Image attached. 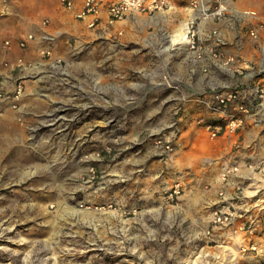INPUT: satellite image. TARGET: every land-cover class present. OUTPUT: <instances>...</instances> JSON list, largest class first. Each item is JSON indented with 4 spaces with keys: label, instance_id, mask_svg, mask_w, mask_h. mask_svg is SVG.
Listing matches in <instances>:
<instances>
[{
    "label": "rangeland",
    "instance_id": "1",
    "mask_svg": "<svg viewBox=\"0 0 264 264\" xmlns=\"http://www.w3.org/2000/svg\"><path fill=\"white\" fill-rule=\"evenodd\" d=\"M227 1L264 14V0ZM176 5L118 36L81 33L62 61L48 48L49 65L12 78L25 85L1 108L0 264H264V110L233 113L229 131L203 107L211 89L188 71L203 61L161 51L188 20ZM244 56L247 89L264 46ZM53 148L76 163L61 180Z\"/></svg>",
    "mask_w": 264,
    "mask_h": 264
},
{
    "label": "crops",
    "instance_id": "2",
    "mask_svg": "<svg viewBox=\"0 0 264 264\" xmlns=\"http://www.w3.org/2000/svg\"><path fill=\"white\" fill-rule=\"evenodd\" d=\"M170 2V7L158 10L153 14L136 13L128 20L113 25L110 29L104 27L103 29L96 30L95 28L88 27V18L83 19L77 16L80 2H77L74 8L69 9L62 4L61 0H0V74L8 79V89H11L13 85L11 80H13L12 78L15 75L26 76L34 70L39 72L42 70L43 66L50 64L48 60L49 58L45 59V56L41 54L43 49L51 48L52 56L50 59H53L54 61H62L63 58L57 54L58 48L62 45H67L68 41L72 38H78L81 33L107 31V34L110 36H118L119 30H121L120 34H123L126 24L144 16H149L150 18L155 16L158 23L161 20L159 17L164 16L165 14L168 15L169 13H176V11L179 10V7L176 5V0H170ZM183 8L187 11L188 20L198 13L196 10H193L187 2ZM242 12V10L236 11L232 7L228 19L226 20L227 22H208L206 26V28H208L205 31V34L208 35L210 28L219 27V30L223 31L224 35L227 37L225 38L224 44H217L215 38H208V36L204 37V31L201 30V28H199V35L204 37V42L208 46H213L215 51L226 55H233L235 57L240 55L244 58L245 51L249 46L255 48L253 40L243 36L244 40H240L241 45H237L234 43V35L236 31L233 35L227 36L226 32L223 30L230 29V32H232L233 27L238 22L237 15L243 16L246 21L245 23L256 21V19L251 16L242 15ZM260 15L264 17V14ZM183 23L184 21L181 22L179 27H181ZM175 33L167 35L168 37H165L164 40L161 41V51L169 49L171 52H174L178 45L185 44L184 46H187L186 40H184L185 43L171 44V36ZM29 34H33L34 38L28 39L27 37ZM21 39H27V46L25 48H21L18 44ZM8 40L10 41L9 45L6 43ZM169 44L170 46L165 48ZM164 45L166 46L164 47ZM21 58L23 59V66L29 63L33 67L25 66L26 68H17L18 60ZM192 58L193 54L191 53V59ZM219 61L220 60L216 61L215 58L209 56L207 61H203V66L206 65L207 70H204V67L201 66L195 68L190 64V68H192L188 71H190L191 75H197V83L191 85L205 86L211 89L209 90V93L203 95L204 97L199 96V98L211 97L214 90H223L227 85H239L240 87H243L242 85L249 84L248 81L250 80L247 79L244 81V79L240 77V74H235L237 67H242L237 61L232 63V68L221 66ZM23 68H25L24 71ZM18 69H20L21 72H19ZM198 78L200 80H198ZM198 100L201 103L200 99ZM4 105H6V103L0 100V128L2 127L1 123L3 122L1 108ZM203 107L206 108L205 106Z\"/></svg>",
    "mask_w": 264,
    "mask_h": 264
},
{
    "label": "built area",
    "instance_id": "3",
    "mask_svg": "<svg viewBox=\"0 0 264 264\" xmlns=\"http://www.w3.org/2000/svg\"><path fill=\"white\" fill-rule=\"evenodd\" d=\"M6 1V0H4ZM62 4L71 9L76 6L77 2H80V8L77 16L79 18H88L87 25L89 28H95L96 30L109 28L116 25L119 22L128 20L136 13L153 14L158 10H163L170 7V0H61ZM188 5L198 12L195 16H192L186 24L185 40L189 54H193V58L197 61H204L207 56L216 58L217 53L219 56L224 55L218 51H215L214 47L207 45L204 42V37L215 38L217 44H224L225 38H227L223 31L219 30V27L210 28L208 35L205 34L207 30L206 26L208 22H227L228 15L230 14V5L227 0H185ZM244 16H251L256 21L245 23V18L241 15H237L238 22L233 27L232 31H236L234 35V43L241 45L240 40L249 38L253 40V44L260 47L264 46V17L257 11L244 10L242 12ZM247 24V25H246ZM199 28L204 31V37L199 35ZM226 35H233L230 29H223ZM222 32V33H221ZM121 30L118 31V34ZM28 39H33L34 35L29 34ZM228 40V39H227ZM9 45L10 41H6ZM21 48L27 46V39H21L18 42ZM43 53L50 54L51 51L48 48L42 50ZM220 58V57H219ZM224 61L220 58L221 66L229 68L236 61V57L233 55H224ZM23 59L18 60V65L22 64ZM218 64V63H217ZM207 70V66L200 65ZM239 70V69H237ZM8 79L0 74V100H11V98L18 99L23 92L24 82L17 79L13 82L11 89H8ZM239 85L230 86L227 85L223 90H214L213 94L209 98H201V102L205 104L206 108L212 112L224 113L228 116L229 121L225 125L226 129L233 131L240 125L238 118L233 113L260 111L264 110V64L260 66L256 75L254 76L253 86L249 88H238ZM11 100V106L16 107V100ZM215 134V132H214Z\"/></svg>",
    "mask_w": 264,
    "mask_h": 264
},
{
    "label": "bare ground",
    "instance_id": "4",
    "mask_svg": "<svg viewBox=\"0 0 264 264\" xmlns=\"http://www.w3.org/2000/svg\"><path fill=\"white\" fill-rule=\"evenodd\" d=\"M186 24L187 22L185 21L181 27L177 30V32L171 36V44L172 43H185V35H186ZM170 46L167 45L165 48H168ZM54 141L53 144L55 146H58ZM65 153L58 151H55L54 148L48 155V158L50 159V163L48 164V169L56 174V176L61 180L64 177L68 176L71 174V172L74 171L75 164L73 162H68L65 159Z\"/></svg>",
    "mask_w": 264,
    "mask_h": 264
}]
</instances>
